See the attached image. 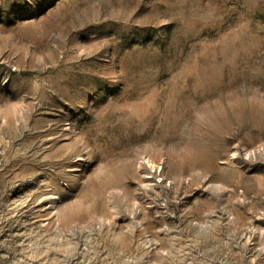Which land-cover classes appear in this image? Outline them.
Returning a JSON list of instances; mask_svg holds the SVG:
<instances>
[{
    "label": "rangeland",
    "instance_id": "1",
    "mask_svg": "<svg viewBox=\"0 0 264 264\" xmlns=\"http://www.w3.org/2000/svg\"><path fill=\"white\" fill-rule=\"evenodd\" d=\"M0 264H264V0H0Z\"/></svg>",
    "mask_w": 264,
    "mask_h": 264
}]
</instances>
